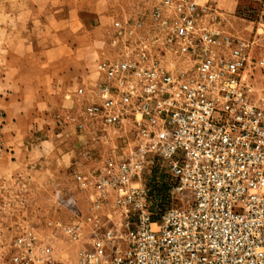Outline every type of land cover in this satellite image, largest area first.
Masks as SVG:
<instances>
[{
	"label": "built area",
	"instance_id": "1",
	"mask_svg": "<svg viewBox=\"0 0 264 264\" xmlns=\"http://www.w3.org/2000/svg\"><path fill=\"white\" fill-rule=\"evenodd\" d=\"M254 2L248 39L204 21L210 8L195 0H160L139 39L115 24L118 53L74 90L68 118L93 228L72 198V221L45 223L79 245L68 264H264V0ZM0 264L64 263L27 226Z\"/></svg>",
	"mask_w": 264,
	"mask_h": 264
},
{
	"label": "rangeland",
	"instance_id": "2",
	"mask_svg": "<svg viewBox=\"0 0 264 264\" xmlns=\"http://www.w3.org/2000/svg\"><path fill=\"white\" fill-rule=\"evenodd\" d=\"M159 1L0 0V251L23 227L32 226L42 242L53 247L57 260L74 261L79 245L60 235L52 237L45 226L47 221H72L63 202L72 198L84 230L93 228L87 194L72 180L80 140L68 121L71 96L78 86L96 81L99 62L116 57L121 39L115 24H128L127 38L144 37ZM195 2L210 8L204 21L237 37L252 36L257 20L254 0ZM138 23L144 27L136 28ZM70 45L78 49L71 60L54 52L61 47L69 53ZM30 85L36 88L33 92L26 90ZM91 144L105 148L99 141ZM80 164L82 171L92 167ZM155 178L161 182L164 175L157 173ZM154 190L159 208L166 189L159 184Z\"/></svg>",
	"mask_w": 264,
	"mask_h": 264
},
{
	"label": "crops",
	"instance_id": "3",
	"mask_svg": "<svg viewBox=\"0 0 264 264\" xmlns=\"http://www.w3.org/2000/svg\"><path fill=\"white\" fill-rule=\"evenodd\" d=\"M75 25L78 23V20H75L74 22H73ZM75 39H77L78 40V35H76L75 36ZM76 42V41H75ZM78 43H76V45H77ZM55 51V53L57 54V55H59V57L62 59L63 57L66 59V58H68V59H72L73 57H72V54H74L75 52H77L78 51V49L76 48V50H74V47H73V45H70V48H69V53H63V51H62V48L61 47H58V48H56V49H54ZM70 53H71V55H70ZM40 74H42V73H40ZM39 78V80H41L42 79V75H40V76H38ZM30 84L32 83V80H33V78H31L30 77ZM36 88H33L32 87V85H30L28 88H26V90L28 91V92H33L34 90H35ZM17 118L18 117H15L14 119H12V122L14 123V122H16L17 121ZM23 118L25 119V122L28 124V123H30V119H28V117H27V114L26 115H23ZM41 141H42V139H41ZM43 143H45V141L43 142ZM13 155V154H12Z\"/></svg>",
	"mask_w": 264,
	"mask_h": 264
}]
</instances>
